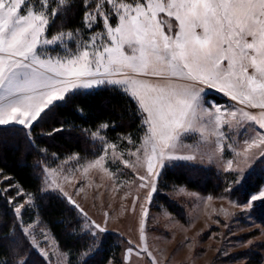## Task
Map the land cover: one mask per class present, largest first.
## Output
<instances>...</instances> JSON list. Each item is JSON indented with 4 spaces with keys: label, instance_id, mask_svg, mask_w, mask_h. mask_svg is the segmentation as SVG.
<instances>
[{
    "label": "snow or ice",
    "instance_id": "6c2138e0",
    "mask_svg": "<svg viewBox=\"0 0 264 264\" xmlns=\"http://www.w3.org/2000/svg\"><path fill=\"white\" fill-rule=\"evenodd\" d=\"M81 3L87 39L81 37L80 29L49 37L57 18L71 10L72 0H0V142L23 133L31 144L35 128L61 103L76 94L112 88L135 103L144 125L143 143L131 155L142 161L144 171L138 174V187L147 190V201L157 193L166 163L196 159L199 142L193 146L182 140L193 133L199 134L200 141L209 136L219 141L229 139L228 133L235 134L237 129L250 132L243 153L238 155L257 148L264 156V0ZM162 13L167 19H161ZM69 42L75 48L69 47ZM207 89L223 93L243 108H226L210 101ZM248 108L260 111L253 114L244 110ZM251 125L256 127L250 129ZM108 127L107 123L99 125V129ZM99 129L91 135L93 140L103 141ZM60 131L63 128H54L48 134ZM127 140L133 144L130 137ZM184 148L189 154H182ZM108 149L115 153L117 145L104 142L103 155L84 166V171L102 166ZM214 156L212 152L209 158ZM122 162L129 166L128 160ZM228 169L234 171L231 161ZM45 174L48 179L41 187L42 196L57 192L87 217L57 182L59 173L45 169ZM8 179L0 176V181ZM261 198L264 190L249 197L245 206L251 208L252 202ZM0 199L11 206L18 224L25 211L36 207L35 194L21 187L14 189L11 183L0 187ZM146 219L145 210L141 214L142 242ZM87 222L90 228L86 234L92 241L81 250L84 258L98 248L100 234L107 232V220L100 224L88 218ZM34 227L20 228L22 245L12 239L14 264H30L28 250L39 248ZM140 251L147 253L146 245ZM41 254L47 258V252ZM0 264L9 261L0 259ZM64 264L71 262L65 260ZM152 264H156L154 258Z\"/></svg>",
    "mask_w": 264,
    "mask_h": 264
},
{
    "label": "rangeland",
    "instance_id": "374dc122",
    "mask_svg": "<svg viewBox=\"0 0 264 264\" xmlns=\"http://www.w3.org/2000/svg\"><path fill=\"white\" fill-rule=\"evenodd\" d=\"M160 15L161 19H167L163 13ZM69 47L75 48V44L69 42ZM206 95L210 101L223 107L243 108L215 89H207ZM215 95L219 97V102L214 98ZM244 110L253 114L260 111L251 108ZM254 127L256 126H249L250 129ZM224 128L227 130V125ZM234 131L235 134L228 133L229 139L219 141L215 136H209L207 141H200L198 133L183 137L186 145L195 146L199 142V147L195 150L196 159L168 162L165 166L168 168L185 164L206 168L222 176L220 193L215 196L185 187H170L169 191H165L166 189H159L158 181L157 193L151 201H147V190L138 187V174H143L144 171L142 161L131 155L143 143L145 129L137 143L129 144L128 137L120 138L114 143L117 145L116 152L108 149L102 166L89 168L85 172L84 166L103 155L104 142L112 143L103 135V129L99 130L103 141L96 139L100 147L96 156L82 158L72 155L57 159L53 163L45 161L40 173L41 187L48 179L45 169L55 170L59 173L56 176L57 182L87 213V217H84L70 205L82 221L83 232L86 233L90 228L88 218L100 224L107 220V232L100 234L98 242L109 233L123 239L117 258L107 264H152L153 258L156 264H264V225L256 221L252 214L255 204L264 198L253 201L251 208L245 206L249 203V197L264 190V181L246 199L242 200L233 193L248 177L260 174L264 180V156L259 155L260 150L257 148L251 149L247 154L238 155L243 153L244 140L249 137L250 132L239 129ZM181 151L182 154H189L187 148ZM212 152H215V156L209 158ZM123 159L128 160L129 166L125 167ZM229 161L234 171L228 169ZM49 193L59 195L57 192ZM159 193L167 195L182 209L184 219L169 212L160 203L155 197ZM145 210L146 238L142 242L141 214ZM11 211L13 214L12 208ZM14 222L19 232L21 227L35 225L32 231L39 248L32 251L44 264H64L68 260V255H61L66 252L59 247L39 219L36 218L28 224L23 221L18 224L14 218ZM145 245L147 253L140 251ZM129 249L132 251L129 252ZM42 251L47 252V258L41 254Z\"/></svg>",
    "mask_w": 264,
    "mask_h": 264
},
{
    "label": "trees",
    "instance_id": "16d2710c",
    "mask_svg": "<svg viewBox=\"0 0 264 264\" xmlns=\"http://www.w3.org/2000/svg\"><path fill=\"white\" fill-rule=\"evenodd\" d=\"M82 16L81 0H72L71 10L67 15L57 18L54 26L50 27L49 36L60 31L74 32L80 29L81 37L87 38ZM214 98L220 101L218 96L215 95ZM104 123L109 127L103 129V135L112 143L123 137H130L137 143L144 132L135 103L119 89L108 88L95 93L76 94L66 103H61L35 128L31 144L24 140L23 133L18 137L9 136L0 142V176L9 178L0 181V187L11 183L14 189L21 187L24 191L35 194L36 207L25 211L22 221L28 224L39 219L59 247L67 253L71 264H107L117 258L123 239L109 233L102 241H97V249H93L86 258L81 257V250L89 246L92 237L82 231L79 215L63 198L54 193L42 196L41 168L45 161L53 163L72 155L82 158L96 156L100 147L91 134L97 132L99 125ZM54 128H63V131L49 135ZM221 180L222 176L212 170L177 164L163 170L159 178V189L169 191L170 187H185L215 196L220 193ZM263 181L260 174L248 177L233 193L242 200L246 199L250 193L259 189ZM11 194L14 195L15 191ZM155 197L169 212L184 219L182 209L167 195L163 193ZM252 214L256 221L264 225V200L255 204ZM13 238L21 245L24 243L16 228L10 205L0 199V259H7L9 264H14L10 251ZM28 257L30 264H44L32 249L28 250Z\"/></svg>",
    "mask_w": 264,
    "mask_h": 264
}]
</instances>
